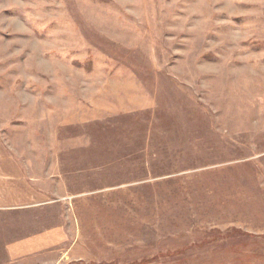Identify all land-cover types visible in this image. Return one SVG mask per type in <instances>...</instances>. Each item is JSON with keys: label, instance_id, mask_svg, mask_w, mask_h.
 <instances>
[{"label": "rangeland", "instance_id": "1", "mask_svg": "<svg viewBox=\"0 0 264 264\" xmlns=\"http://www.w3.org/2000/svg\"><path fill=\"white\" fill-rule=\"evenodd\" d=\"M0 150L1 264H264V0H0Z\"/></svg>", "mask_w": 264, "mask_h": 264}, {"label": "crops", "instance_id": "2", "mask_svg": "<svg viewBox=\"0 0 264 264\" xmlns=\"http://www.w3.org/2000/svg\"><path fill=\"white\" fill-rule=\"evenodd\" d=\"M28 151L30 154L36 153L33 150ZM21 153L22 150H0V209L8 208V206L12 207L7 211V214L10 215L15 214L17 209L25 208L26 205L32 203L50 204L58 201V198L54 197L58 194V187H52L47 183L48 180L54 179L56 175L51 174L49 179H44L46 177L43 175L39 176V178L32 177L29 169H20L11 157ZM54 167L49 168L48 165H42L41 168L43 170L41 171L62 170L63 168L61 164H55ZM54 181H56V178ZM41 236L45 237L24 238L18 243H14V241L8 242V246H6L8 262L13 261V264H25L27 259L32 260L39 256H47V253L51 255L52 251L56 250L52 249V246L56 244L53 241H56V236L54 238L46 235ZM47 242H50L51 245L47 246ZM23 260L24 262L22 263Z\"/></svg>", "mask_w": 264, "mask_h": 264}]
</instances>
